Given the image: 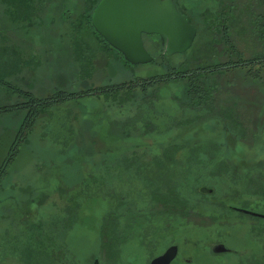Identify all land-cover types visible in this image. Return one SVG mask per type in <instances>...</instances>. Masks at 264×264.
<instances>
[{"label": "rangeland", "instance_id": "rangeland-1", "mask_svg": "<svg viewBox=\"0 0 264 264\" xmlns=\"http://www.w3.org/2000/svg\"><path fill=\"white\" fill-rule=\"evenodd\" d=\"M175 1L198 28L191 49L165 56L167 62L179 65V71L216 65L215 53H228L219 57L222 62L234 58L233 53L229 54L230 43L245 61L259 52L264 54V46L258 39L264 34L261 0ZM49 4L38 16L39 22L31 27L13 22L0 5V78L17 90L43 99L58 92L77 93L166 72V63L124 65L118 54L86 26L79 27L83 32L78 36L89 48L72 47L74 42L71 43L70 36L74 25L69 20L79 19L82 1L50 0ZM219 19L224 24L218 32L213 28ZM144 41L155 59L163 54L159 36L145 35ZM205 81L207 85L217 83L221 88L215 112L184 108L179 98L185 84L179 82L159 88L155 109L149 110L146 105L137 103L122 108V126L114 123L113 114L109 118L111 109L96 96L79 98L78 104L67 102L40 113L0 185V264H33L32 260H27V255L34 252L36 260L42 256L43 247H47L46 254L50 256L54 251L68 249L74 264H94L98 259L101 264H113L114 239L124 243L121 249L126 264H135L134 252H141L136 256L141 258L138 264H150L172 245L179 247L172 264H258L252 260L264 252V219L234 209L229 211L226 204L218 200H226L230 207L264 214V63L220 76H206ZM3 89L0 106L27 101L22 92ZM205 95H201L202 100ZM222 112L230 118L228 120L238 118L233 123L238 137L224 129L225 121L212 116L223 115ZM25 116L26 110L0 116V164ZM139 126L144 127V132ZM122 128L131 129L132 135L125 136ZM74 141L89 151V160L80 161L82 158L73 156L74 153H63L61 143ZM95 144L111 145L113 148L108 153L112 157L118 156L120 151L134 149L139 156L141 153L146 159L149 156L148 160L164 158V152L169 161L174 155L181 160L190 157L191 163L188 160L183 164L174 162L178 165L176 179L168 185L172 196L167 200H178L171 204H154L150 207L154 212L152 219L147 220V214H142L148 208L143 205L142 196L146 185L133 166L138 159H123V166L111 172L113 177L108 183L98 175L95 181L89 180L88 175L95 166L92 163L98 157L92 150ZM244 157L258 163L246 176L236 178L238 173L231 171L234 174H230L231 168L226 164L238 166L242 174L244 170L239 166ZM49 161H54L53 170L49 169L52 171L46 174L48 170L43 163ZM72 163L78 166L73 167ZM192 163L194 167L190 166ZM163 171L170 175L175 170L166 167ZM156 176L161 182L159 173ZM83 177L88 181L79 183ZM99 184L105 187L108 184V187H103L102 191ZM203 187L214 192L201 193ZM122 195L125 197L121 207L118 203ZM187 199L191 203H186ZM165 212L171 221L183 220L178 229L167 233L159 231L165 246L161 241L160 245L154 243L142 251L141 246L130 244L140 235L144 238L146 235L147 242L155 241L152 234L160 226ZM118 220L126 225V231L112 236L109 225ZM255 226L259 228L257 232ZM114 227L115 224L111 228ZM63 243L66 247L61 248ZM219 243L233 252L214 254L212 248ZM59 256L64 260L67 255L61 252ZM66 260L67 264L71 262Z\"/></svg>", "mask_w": 264, "mask_h": 264}, {"label": "trees", "instance_id": "trees-1", "mask_svg": "<svg viewBox=\"0 0 264 264\" xmlns=\"http://www.w3.org/2000/svg\"><path fill=\"white\" fill-rule=\"evenodd\" d=\"M81 1H82V5H81V10L79 12V19L78 20H74V19L69 20L71 25H74V26H72L73 30H72V34L70 36L71 37V43L74 42V46H72V47H76V46L87 47L86 43L84 41L80 40L82 38L78 36L80 33L83 32L82 29H80L79 27L80 26H86V27H89L91 29V31L93 32L95 37L101 39L108 46V48L112 49L113 51H115L118 54V57H120L119 59L123 62L124 65L131 66V64H129L124 59L123 55L120 52H118L117 50L112 48L103 39V37H101L95 31V29L92 25V21H91L92 14H93L95 7L100 2V0H81ZM49 2H50V0H0V5H2L4 7L5 14L8 15L10 17V19L13 20V22H18L20 24H24V26H26V27H29V26L31 27L33 25H36L39 22V21H37L38 16H41L45 12L47 6H50ZM69 15H70V17L73 16L71 14H69ZM64 17L66 18V15ZM220 19H222V18H220ZM220 19H219V21L216 22L217 24H215V26H214L216 28H213V29L217 30L218 32L221 30V28L224 24L222 20L220 21ZM192 24L195 26L194 23H192ZM75 26L77 27V29L75 28ZM258 39H259L260 43H262L264 46V34H262V36H259ZM226 41H227V43H230L229 39ZM80 44H83V45L81 46ZM230 44L228 45V47L230 49L229 54L233 53L234 58L229 57V59L227 61L222 62L219 59V57L220 56H227L228 53L227 52H223L220 54L215 53L213 58H217L216 59L217 60L216 65H209L207 67L194 68V69L188 68V69H185L183 71H179L180 68H179L178 64H173V63L167 62L165 60L166 53H164V54L160 53V56L157 59H155L152 63H157L160 65H165V63H166L165 66H166L167 70L163 74L154 75L153 77H150V78H138L135 80H130V81L122 82V83H113L110 85L100 86V87L92 88V89L82 91V92H77V93H74V92H72V93L58 92V93H56V94H54L48 98H43V99L35 98V96H33V94L31 92H22L20 90H17L16 87L11 85L8 81H6V79L0 78V83L4 87H6L10 91H12V93L16 92L17 94H19V92H22L23 98L27 99V101L23 104L0 106V116L8 114V113H18V111L26 110V116L24 118L23 125H22L21 129L19 130V132H18L14 142L12 143L11 147L9 148L7 156L5 157L3 162L0 164V185L2 184L1 182L3 181V178L7 175L8 168L11 165H13V163L17 160L16 158L21 152V149H20L21 145L24 144L25 142H27L29 132H30L31 128L33 129V126L35 124V121H36L38 115L42 112L48 111L51 107H55L57 105L64 104L67 102L72 103V104H78L79 98H84V97H88V96H96L97 99H103L101 101L102 104L106 105L109 109H111L112 113L110 110L108 111L109 112V118L113 114L114 118H115L114 123L116 125L122 126L121 122H122L123 113H124L122 108H126L125 106H127V105H130V104L135 105V103H137V105H140V104L146 105L149 108V110L151 108L155 109L156 101L158 100L159 88H161L162 85L165 86L169 83L184 82L183 84H185V86L182 89L183 94H182L181 98H179V99H181L179 101L184 108H187V109L192 110L194 112L207 111L208 113H210L211 110L213 112H215L214 111V109L216 110L215 103L217 102L216 97L220 96L221 88L217 83H215L214 85H212V84L207 85L206 81H205V77L206 76L210 77V75H214V76L219 75L220 76L221 74H224L228 71L241 69L243 67L250 66V65H255V64L260 65V64L264 63V54L262 52L257 53L256 56L252 57V59L250 61H245V60H242L243 56L241 54H239L234 49V47L231 46ZM87 48H89V47H87ZM161 51H162V47H161ZM91 53L92 52H90V54ZM81 58H83V54L81 55ZM157 60H159V61L161 60V62H159ZM206 62L210 63L208 61H206ZM90 65H92L91 61L89 63V66ZM202 94H204V95L206 94L204 96V100H202V97H201ZM222 114L223 115H220V113H218V114H214L212 116H215L216 118H220L223 121H225L224 129L231 132L233 135H235V137H238L235 134V130L233 129V127H234L233 123L237 122L238 118L235 117L233 120H228L230 118L226 117L223 112H222ZM90 115H93V114L91 113ZM111 121L113 122V119ZM136 127H137V125H136ZM139 128H140L141 132H144L143 126H139ZM80 133H81V130L78 131L77 137L80 135ZM121 133H123L125 136L129 137L132 135V130L122 128ZM61 144H62L63 153H66V152L67 153H74L73 156H76L78 159L82 158V159H80V161L89 160L88 159V155L90 154L89 151L86 148L80 147V144H79V146H77L75 141H74V143H64L63 142ZM217 146L219 147V145H217ZM110 148H113V147L111 145L108 146V145H100V144H95L92 147V150L97 152L96 154H98V157H97V160L95 161V163H92V164H95V166H94L93 173L88 175L89 180L92 179L93 181H95V178L100 176V179H104V181H107V183H108L110 181V179H112L111 177H113L111 172L114 171L115 169L123 166L122 165L123 159H127V160L128 159L129 160L138 159V160H136V162L133 166L138 171V173H139L138 177L140 178V180L141 181L144 180V184L146 185L143 187L144 189L142 190V192H143L142 196H143V198H145L143 201V205L148 206V208H145V210L142 214L144 216L147 214L146 215L147 220H148V218L152 219L154 212H152L150 207L154 206V204L161 203L164 205V204L169 203V202L171 204V203H174L178 200V199L177 200H172V199L167 200V198L169 196H172V194L168 190V187H169L168 185L173 180L176 179L175 175H176V169L178 168V165H175L174 162H176V164H183V162L185 160H188L191 163L190 157L185 158V160L184 159L181 160L178 158H174L175 157V155H174L173 158H170V160H172V161H169V159H167V156H165V152H164V158L156 157V158H151L152 160H148V159H150L149 156L147 159L144 157L145 156L144 153H141V156H139V153L136 152V149H134L133 151L128 150L125 152L120 151V152H118V156L112 157L108 153V152H110ZM104 149H107V150H104ZM179 150L180 149H178L177 152ZM220 150H221V148H220ZM91 153H93V152H91ZM119 154H120V156H119ZM142 155H144V156H142ZM155 159L160 161L159 164L156 161H154ZM240 162L242 163V166L240 165L239 167L242 168V171L244 170L242 174L240 173L239 169L237 168L238 166L231 165L230 163L226 164L228 166V168H231L229 170L230 174H234L231 171H236V173H238L235 175L236 178L246 176L247 171L251 172L250 169H252L253 166L256 165V163H258V162H254L251 158H245V157L242 158L240 160ZM52 163H54V161H49V162L43 163V167H46V169L48 170V173H46V174H49L53 170ZM171 163H173V164H171ZM58 165L59 164H57V166ZM71 165L73 167L78 166L77 163H72ZM190 166L194 167L193 163L190 164ZM246 166H248V167H246ZM166 167L173 168L175 170V171H171L173 174L169 175L168 173H165L163 170ZM66 168L67 169L69 168L68 164H66ZM49 169H52V170H49ZM158 173H159L160 178L162 179L161 182H158L156 180L157 179L156 174L158 175ZM49 176L50 175H48L45 178L48 179ZM108 176H109V178H108ZM170 176L172 178L167 179ZM87 179L88 178H84V177L82 179L80 178L79 183L88 181ZM58 182H60V181H57V183ZM103 187H105V184L104 185L99 184V188H101L102 191H104ZM107 187H108V184H106L105 189ZM124 197L125 196L122 195V198H121L120 202L118 203L121 207L124 204ZM262 197L264 198V196H262ZM218 202L225 203L227 206V209L229 211H230V209H232L230 207L229 203L226 202V200L225 201L218 200ZM186 203H191V202H189L187 199ZM166 214H167L166 212L162 213L161 216H163V218L162 217L161 218L163 220L162 221L160 220V226L157 229H154L156 231H155V233L152 234V238L155 241H149L148 240L149 242H147L146 241V235H145V238H144V235L143 236L140 235V236H136L130 242V244L134 247H136L135 245H138L139 247L141 246L142 251L144 250V248H145V250L149 249L150 246H152L154 243H156L157 246L160 245L161 241H162L161 243L164 245V239L163 238L160 239V234H159L160 232L159 231L167 233V232L172 231L174 229H178L180 227V225L183 224V220H181L179 218L175 222L169 220V217H167ZM167 215H169V214H167ZM145 220H146V217H145ZM114 224H115V227L112 229L111 227ZM125 226H123V223H120L118 220L117 222L109 225V232L113 233L112 236L113 235L116 236L118 233H120V231H122V232L126 231V230H124ZM254 229L257 232L259 228H258V226H255ZM136 231H137V229H136ZM131 232L132 231H130V234H131ZM166 237H167V235H166ZM122 245H124V243L117 242L116 239L113 240V244H112V258L114 259L113 264H126L127 263V261L124 259L123 254H122V249H121ZM147 245H149V247H146ZM64 247H66V244H64V245L61 244V248H64ZM43 249H45V250L41 251L42 256L36 260H34V252L32 249L31 251L33 253L32 254L30 253L27 255V260H29V259L32 260L33 264H48V263L49 264L50 263L51 264H62V262L64 264H67L66 259L68 258V259H70L69 261H71L68 264H74V260H71L72 257L69 256V254H68V252H69L68 249L67 250L63 249V250H60L59 252L54 251L55 253L53 252V254H51L52 256L46 254L47 247H43ZM61 252L63 254L67 255L64 258V260H63V258H60V256H59V254ZM139 255H141V252L140 253L139 252L133 253L132 258H134V257L136 258L133 261V263L138 264V262L141 260V258H137L136 256H139ZM252 261L257 262L258 264H264V252H263V254L260 255V257L254 259ZM105 262H106V260H105ZM100 264H101V262H100Z\"/></svg>", "mask_w": 264, "mask_h": 264}, {"label": "water", "instance_id": "water-1", "mask_svg": "<svg viewBox=\"0 0 264 264\" xmlns=\"http://www.w3.org/2000/svg\"><path fill=\"white\" fill-rule=\"evenodd\" d=\"M95 31L133 66L152 63L155 58L147 49L145 35H157L163 54H183L192 48L198 29L183 14L175 0H100L92 14ZM201 193L214 191L203 187ZM237 212L264 219V214L245 208ZM214 254L233 252L224 244L212 248ZM179 254L178 245L170 246L150 264H172ZM94 264H100L99 259Z\"/></svg>", "mask_w": 264, "mask_h": 264}, {"label": "crops", "instance_id": "crops-1", "mask_svg": "<svg viewBox=\"0 0 264 264\" xmlns=\"http://www.w3.org/2000/svg\"><path fill=\"white\" fill-rule=\"evenodd\" d=\"M261 2L262 3H264V1L263 0H261ZM4 88V86L0 83V97H1V94H3V89ZM6 88V87H5ZM6 90H9L8 88H6ZM10 91V90H9ZM7 92V91H6ZM12 92V91H11ZM8 95H12V93L11 94H8ZM8 95H6V96H8Z\"/></svg>", "mask_w": 264, "mask_h": 264}, {"label": "built area", "instance_id": "built-area-1", "mask_svg": "<svg viewBox=\"0 0 264 264\" xmlns=\"http://www.w3.org/2000/svg\"><path fill=\"white\" fill-rule=\"evenodd\" d=\"M264 1V0H263Z\"/></svg>", "mask_w": 264, "mask_h": 264}]
</instances>
